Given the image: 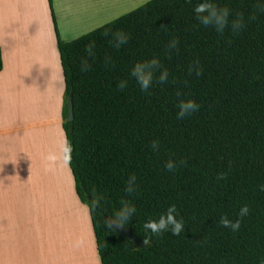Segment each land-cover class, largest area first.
<instances>
[{"label":"trees","instance_id":"obj_1","mask_svg":"<svg viewBox=\"0 0 264 264\" xmlns=\"http://www.w3.org/2000/svg\"><path fill=\"white\" fill-rule=\"evenodd\" d=\"M199 2L152 0L72 42L56 32L66 84L67 164L76 195L89 208L101 264L264 261V0H213L231 10L230 20L243 18L236 33L199 24L193 12ZM116 31L130 37L119 49L110 42ZM173 39L179 43L169 49ZM152 57L169 76L145 92L130 72ZM121 80L128 82L123 90ZM189 99L198 110L178 118L180 101ZM169 159L177 163L172 171L165 169ZM132 175L136 191L128 194ZM96 198L100 206L92 209ZM122 199L136 207L122 227L151 247L136 249L108 224ZM173 204L184 231L148 239L143 224ZM244 205L249 214L238 231L220 225L222 216L235 221Z\"/></svg>","mask_w":264,"mask_h":264},{"label":"crops","instance_id":"obj_2","mask_svg":"<svg viewBox=\"0 0 264 264\" xmlns=\"http://www.w3.org/2000/svg\"><path fill=\"white\" fill-rule=\"evenodd\" d=\"M150 1L0 0V264H34L38 242L30 195L39 194L36 187L60 163L67 141L66 84L56 32L72 42ZM50 155L56 160L49 161ZM76 201L80 213L74 223H62L58 230L41 226L38 244L52 264L54 254L56 264H84L85 234L97 250L89 208Z\"/></svg>","mask_w":264,"mask_h":264},{"label":"clouds","instance_id":"obj_3","mask_svg":"<svg viewBox=\"0 0 264 264\" xmlns=\"http://www.w3.org/2000/svg\"><path fill=\"white\" fill-rule=\"evenodd\" d=\"M191 2V0H189ZM196 19L199 24L205 27L214 28L216 32L223 33L227 28L236 33L244 26L243 18L237 16L230 20L231 10L227 7H219L213 0H200L199 3L193 8ZM129 35L123 31H116L111 34V43L114 47L119 49L122 45L127 44L129 40ZM179 41L173 39L169 42L168 48L175 49ZM94 44H90L88 47V52L92 55V49ZM89 65L86 61L81 62V70L87 71ZM196 70V74L199 75V70L190 68V72ZM157 73L159 75L157 76ZM131 77L139 85L142 91L147 92L153 85L154 81H158L160 84H164L168 80L169 72L166 68H162L161 62L158 57H152L141 62H137L131 69ZM128 86L127 80H121L119 83L120 90L125 89ZM199 105L194 100H181L178 105L177 117L183 118L190 115L191 113L198 110ZM158 148V143L153 141L152 149L156 150ZM61 151L63 153V159L65 163L70 160L71 146L65 141ZM49 161H55L56 156L50 155L47 158ZM177 167L176 161L169 159L165 164V169L172 171ZM225 177L223 174L218 176V180H223ZM260 190L264 191V185L260 186ZM136 191V177L134 175L129 176L126 181L125 192L132 194ZM100 198L93 199L91 201L92 209H96L100 206ZM136 214V207L134 203L130 200L122 199L121 206L114 214L108 218V224L113 228V225L123 226L127 224L131 218ZM249 214V207L244 205L240 208L238 218L233 221L227 216H222L220 218V225L223 228L230 229L232 232H236L241 227V218ZM179 213L177 212L176 206L169 205L167 210L160 214L156 219H149L143 224V229L145 231L146 237L151 239L152 237L159 236L164 232H170L174 236H179L184 231V221L178 219ZM264 264V261H262Z\"/></svg>","mask_w":264,"mask_h":264},{"label":"rangeland","instance_id":"obj_4","mask_svg":"<svg viewBox=\"0 0 264 264\" xmlns=\"http://www.w3.org/2000/svg\"><path fill=\"white\" fill-rule=\"evenodd\" d=\"M60 158V163L53 165L49 170L46 178H43L36 188L40 189L39 194L32 196L30 205V219L36 231V240L39 243L41 226L46 228H60L62 223L75 222L74 214L80 213L77 209L78 203L75 195L74 180L65 161ZM31 185V184H30ZM31 187H35L31 185ZM70 195V196H69ZM72 196V199H71ZM86 243L89 250L85 252L86 259L84 264H99V255L97 250L91 246L90 237L85 234ZM36 244L34 264H52L50 257L47 258L48 251L41 252L43 244ZM53 264H56L55 254Z\"/></svg>","mask_w":264,"mask_h":264},{"label":"water","instance_id":"obj_5","mask_svg":"<svg viewBox=\"0 0 264 264\" xmlns=\"http://www.w3.org/2000/svg\"><path fill=\"white\" fill-rule=\"evenodd\" d=\"M68 121L69 122L73 121V106H72L71 100L69 101ZM107 222H108V219H107ZM112 229L119 235L130 240L135 245L136 249L138 250L149 248L152 246L151 243L141 241L139 238L134 236L131 232H129L127 229L123 228L120 225H113Z\"/></svg>","mask_w":264,"mask_h":264}]
</instances>
